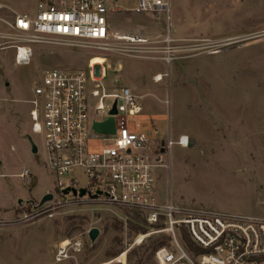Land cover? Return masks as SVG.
Here are the masks:
<instances>
[{
	"label": "rangeland",
	"instance_id": "374dc122",
	"mask_svg": "<svg viewBox=\"0 0 264 264\" xmlns=\"http://www.w3.org/2000/svg\"><path fill=\"white\" fill-rule=\"evenodd\" d=\"M169 2V20L164 13L123 11L136 0H118L122 11L108 15L112 32L146 36L147 44L111 42L92 49L37 43L26 64L14 62L13 48L0 49V264H54L56 244L73 237L84 242L78 264L113 257L132 263V251L148 256L162 237L150 234L141 241L143 233L129 223H143L127 208L71 197L48 201L45 211L33 214L41 197L54 191L55 176L46 166L42 136L30 131L26 101L42 71L55 67L87 70L88 63L102 64L109 92L126 85L140 98L142 111L130 127L158 139L188 137L186 147L172 145L169 167L155 170L159 200L264 218V0ZM35 4L0 0V18L31 14ZM111 102H104L105 118ZM25 170L35 177L32 187L20 177ZM77 177L86 183L80 172Z\"/></svg>",
	"mask_w": 264,
	"mask_h": 264
},
{
	"label": "built area",
	"instance_id": "2783aa9c",
	"mask_svg": "<svg viewBox=\"0 0 264 264\" xmlns=\"http://www.w3.org/2000/svg\"><path fill=\"white\" fill-rule=\"evenodd\" d=\"M119 10L118 0H36L33 13L0 18L1 28H6L0 30V49L13 48L14 62L26 64L32 44L37 43L106 49L111 42L125 46L151 42L146 36L112 32L108 15ZM128 10L164 13L170 19L169 0H136ZM104 77L105 67L90 63L87 70L47 69L26 101L30 131L42 136L46 166L55 176L53 199L46 204L71 197L136 212L150 228L142 236L163 237L148 264H264V218L189 210L177 207L170 198L158 199L155 170L169 167L172 145L186 147L188 137L158 139L130 127V120L142 111L140 98L125 85L109 92ZM109 98L105 118L104 102ZM114 104L116 113L111 114ZM109 117L114 120L113 133L94 130V123ZM78 172L86 180L84 185ZM20 177L25 185L33 178L27 170ZM66 188L75 189L77 195H64ZM80 189L85 190L82 197ZM46 204L32 207L33 214L45 211ZM83 247L78 237L59 241L53 263L78 264L76 255ZM99 264L128 263L125 257H113Z\"/></svg>",
	"mask_w": 264,
	"mask_h": 264
},
{
	"label": "water",
	"instance_id": "95a60500",
	"mask_svg": "<svg viewBox=\"0 0 264 264\" xmlns=\"http://www.w3.org/2000/svg\"><path fill=\"white\" fill-rule=\"evenodd\" d=\"M6 85H8V83H6ZM111 114H115L116 113V109H115V104L113 105V108L110 112ZM93 128L95 131L99 132V133H103V134H110L114 132V120L112 117H109L106 121L102 122V123H94ZM26 138L31 146V151L32 153H36L37 152V146L35 144V142L33 141L32 137L27 134ZM1 164V162H0ZM69 192L72 193L73 196L77 195V191L75 189H69L66 188L63 190V194L67 195ZM85 194V190L84 189H80L78 191V196L82 197ZM53 199V194L51 192H47L45 193L41 199L39 200L38 206L43 205L44 203L51 201ZM20 202V201H18ZM96 229H92L89 233V236L91 239H93L96 236Z\"/></svg>",
	"mask_w": 264,
	"mask_h": 264
},
{
	"label": "trees",
	"instance_id": "16d2710c",
	"mask_svg": "<svg viewBox=\"0 0 264 264\" xmlns=\"http://www.w3.org/2000/svg\"><path fill=\"white\" fill-rule=\"evenodd\" d=\"M34 183H35V178H32L31 183L28 184L27 186L32 187L34 185ZM130 213L133 216H135L137 218H140L142 223H143V225L146 226V223H144V220L136 212H130ZM129 224H130L131 228L134 229L137 232L145 233L147 231V228L145 226H143V225L139 226L137 224H131V223H129ZM162 238L163 237H161V239L158 240L157 244L152 248V251H151V253L148 256H144L143 253L139 254V253H137L135 251H132V253H131L132 257L129 256L128 258H129V260L134 258V261L132 263L129 262L128 264H148L151 261V259H152V256H153V253H154L155 249L161 244Z\"/></svg>",
	"mask_w": 264,
	"mask_h": 264
},
{
	"label": "crops",
	"instance_id": "0c3cea01",
	"mask_svg": "<svg viewBox=\"0 0 264 264\" xmlns=\"http://www.w3.org/2000/svg\"><path fill=\"white\" fill-rule=\"evenodd\" d=\"M124 10L123 11H125V9H127V8H123ZM128 10V9H127ZM119 11H122V9L121 10H119ZM121 18H123L121 15H119L118 17H115V20H121ZM109 27H110V25H109ZM117 33H119V32H117ZM120 33H126V32H120ZM116 80H118V79H116ZM119 81V80H118ZM126 86V85H125ZM31 136V135H30ZM33 178H35L34 176H32Z\"/></svg>",
	"mask_w": 264,
	"mask_h": 264
},
{
	"label": "bare ground",
	"instance_id": "6f19581e",
	"mask_svg": "<svg viewBox=\"0 0 264 264\" xmlns=\"http://www.w3.org/2000/svg\"><path fill=\"white\" fill-rule=\"evenodd\" d=\"M100 65H102V64H100ZM107 67H109V66L107 65ZM155 79L158 81L159 79H161V75H160V74H157L156 77L154 78V80H155ZM183 139H185V136H183ZM139 238H141V241H142L143 238H144V236L141 235V237H139ZM141 241H140V242H141Z\"/></svg>",
	"mask_w": 264,
	"mask_h": 264
}]
</instances>
